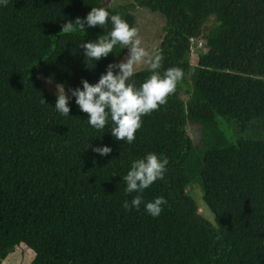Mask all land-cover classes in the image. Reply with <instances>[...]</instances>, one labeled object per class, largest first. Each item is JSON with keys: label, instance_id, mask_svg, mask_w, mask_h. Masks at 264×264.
Listing matches in <instances>:
<instances>
[{"label": "trees", "instance_id": "trees-1", "mask_svg": "<svg viewBox=\"0 0 264 264\" xmlns=\"http://www.w3.org/2000/svg\"><path fill=\"white\" fill-rule=\"evenodd\" d=\"M134 5L165 18L153 54L163 56L160 74L178 67L184 76L167 103L142 117L129 144L112 135L110 116L104 129L93 128L70 91L84 79L97 83L128 52L117 44L99 61L85 57L81 43L108 36L110 17L103 27L60 32L93 7L135 27ZM210 17L215 22L204 32ZM200 36L208 48L192 65V39ZM39 74L65 86L68 116L57 111L58 98ZM151 74L138 70L130 82L139 88ZM222 117L242 129L264 119V0L0 4V264L17 246L33 252L29 264H264V139L232 138ZM189 124L200 131L197 142ZM103 146L112 152L93 151ZM148 153L168 157L164 178L143 193H126L123 176ZM195 181L215 225L187 191ZM136 195L139 210L124 209ZM157 197L167 204L153 217L145 205Z\"/></svg>", "mask_w": 264, "mask_h": 264}, {"label": "clouds", "instance_id": "clouds-1", "mask_svg": "<svg viewBox=\"0 0 264 264\" xmlns=\"http://www.w3.org/2000/svg\"><path fill=\"white\" fill-rule=\"evenodd\" d=\"M9 0H0V4L7 6ZM113 25L108 36L101 35L98 40L82 42L85 57L88 60L99 61L113 52L117 44L129 49L126 58L118 63H110L105 74L101 75L95 84L87 79L82 81L83 87L71 89V94L76 98V104L81 111L88 114V123L97 130H102L108 124L109 116L115 125L112 135L118 141H126L131 144L136 138V132L142 126V117L158 110L167 103L169 95L175 93L177 84L183 79L184 73L178 67L167 69L163 75L158 69L161 67L163 56L156 54L150 57L149 52L142 46L137 28L131 26L121 15L113 14L104 7H93L86 18H76L75 22L69 20L62 26L60 33H72L79 28L103 27L109 21ZM152 69L151 76L139 87H136L131 77L137 69L146 62ZM119 69V73L115 69ZM91 69V68H90ZM58 99L55 104L57 111L68 116L70 113L69 100L63 84L57 85ZM44 102H46L44 100ZM90 147V146H89ZM93 151L101 156L112 152L109 146L94 147ZM169 163L168 157L163 154L148 153L146 157L132 162L131 169L123 176L126 183V193H143L158 179H163ZM143 199L136 195L131 203L125 200L123 208L139 210ZM167 204L165 197H157L147 202L146 211L153 217H158L163 211V205Z\"/></svg>", "mask_w": 264, "mask_h": 264}, {"label": "rangeland", "instance_id": "rangeland-1", "mask_svg": "<svg viewBox=\"0 0 264 264\" xmlns=\"http://www.w3.org/2000/svg\"><path fill=\"white\" fill-rule=\"evenodd\" d=\"M103 3L109 7H119L123 5H132L134 0H103ZM132 13L136 16L135 28L138 30L139 38L142 41V46L146 48L149 52L150 57L159 49L160 43L163 39L165 30V18L159 12H154L147 7H142L134 5L130 7ZM215 20L214 17H210L204 25V32L210 29ZM204 38L202 36L192 39V51L189 56V60L192 65H195L197 62V54L199 51H205L207 48L204 46ZM129 52V50H128ZM128 52L123 57H118L114 62L118 63L126 58ZM113 62V63H114ZM150 65L146 62L142 64L138 69H148ZM119 73V69H115ZM38 79L42 84L48 89L55 97L57 95V83L53 82L49 78H46L43 75H38ZM185 87V86H184ZM183 87V88H184ZM184 97L188 98L187 89H184ZM67 93V92H66ZM67 95H69L67 93ZM222 126L228 132V134L234 138L242 139H264V119H255L250 122L245 129H242L234 119L227 117H222L221 119ZM187 131L190 137L197 142L200 139V131L198 127L193 125H187ZM189 194L196 200L199 208V212L202 216L208 220L211 224L215 225V216L214 213L209 209L205 204L203 199V190L200 183L195 181L190 186L187 187ZM33 258V252L24 247L17 246L13 252L1 263V264H29Z\"/></svg>", "mask_w": 264, "mask_h": 264}, {"label": "built area", "instance_id": "built-area-1", "mask_svg": "<svg viewBox=\"0 0 264 264\" xmlns=\"http://www.w3.org/2000/svg\"><path fill=\"white\" fill-rule=\"evenodd\" d=\"M204 46H205L206 48H208V47H207V43H206V42H204ZM206 50H207V49H206Z\"/></svg>", "mask_w": 264, "mask_h": 264}]
</instances>
